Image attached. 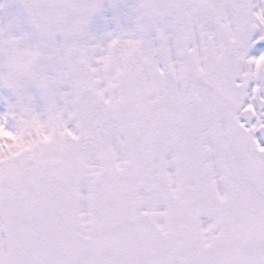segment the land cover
<instances>
[{
    "label": "snow or ice",
    "instance_id": "6c2138e0",
    "mask_svg": "<svg viewBox=\"0 0 264 264\" xmlns=\"http://www.w3.org/2000/svg\"><path fill=\"white\" fill-rule=\"evenodd\" d=\"M0 264H264V0H0Z\"/></svg>",
    "mask_w": 264,
    "mask_h": 264
}]
</instances>
